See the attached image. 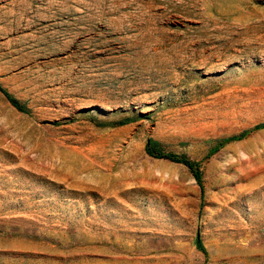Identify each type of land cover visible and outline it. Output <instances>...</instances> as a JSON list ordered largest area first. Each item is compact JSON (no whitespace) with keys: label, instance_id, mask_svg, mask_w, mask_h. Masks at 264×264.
Masks as SVG:
<instances>
[{"label":"rangeland","instance_id":"1","mask_svg":"<svg viewBox=\"0 0 264 264\" xmlns=\"http://www.w3.org/2000/svg\"><path fill=\"white\" fill-rule=\"evenodd\" d=\"M0 85V264H264V0H0Z\"/></svg>","mask_w":264,"mask_h":264},{"label":"trees","instance_id":"2","mask_svg":"<svg viewBox=\"0 0 264 264\" xmlns=\"http://www.w3.org/2000/svg\"><path fill=\"white\" fill-rule=\"evenodd\" d=\"M0 93L4 96V98L7 100V102L18 112L24 113V114H28L29 110L26 108L25 104H23L22 102H20L18 99H16L15 97H13L10 93H8V91L6 89H4L1 85H0ZM132 119H125L122 121H119L117 123L118 126H123L126 125L130 122H132ZM264 128V125H257L256 127H254L253 130H259ZM250 131H246L243 132L237 136H231L229 138L226 139H220L216 141V146L211 149V151L209 152V156L213 155L214 153H216L223 145H225L226 143L232 142V141H238L244 137H246L249 134ZM145 152L148 156L155 158V159H165L168 160L172 163H176V164H181L183 166H185L190 173L192 174L193 178L195 179L197 185L200 188L201 193L203 192V185H202V173L200 170V164L198 162L192 161L190 160L188 157L184 156V155H175L172 153H166L164 152L159 144L152 140V139H148L145 145ZM197 247L201 250L204 251L200 240H197L196 242Z\"/></svg>","mask_w":264,"mask_h":264}]
</instances>
